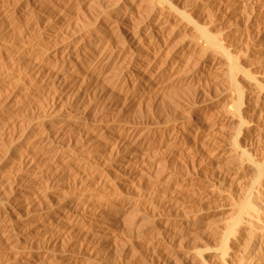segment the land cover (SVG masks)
<instances>
[{"label":"bare ground","instance_id":"6f19581e","mask_svg":"<svg viewBox=\"0 0 264 264\" xmlns=\"http://www.w3.org/2000/svg\"><path fill=\"white\" fill-rule=\"evenodd\" d=\"M31 1L33 3L32 6L37 7V9L45 6L48 7L47 5L52 3V0ZM179 1H116V3L122 2L126 6V9H120L122 10L123 17H129L135 9L139 10L141 7L145 10V15L142 14L143 16L141 15V17H143V28L145 29L143 40L147 39L148 45L143 55H140L137 48H135L139 44L141 37H143V33H141L142 36L139 38L138 33H136L138 31L132 33V31H135L134 27V30H130L131 32L127 31L129 35H125V43L121 44V50L117 53L118 48L115 47L114 37H117L116 34L119 37V30H115V27L113 28L110 22H106L107 24H103V28H105L103 31H105L106 35L101 36L99 42L96 41L95 43L93 40V42L89 41L85 45L78 43L74 48L66 47L67 49H64L63 54L58 59H56L57 57L53 59L50 57L51 55L44 60H39L29 55H24L20 58H23L30 66V69L33 71L32 75L35 76L37 81L41 79V82L47 80V84L50 82L54 87L63 86L72 76L75 78V69L73 70L72 68L80 67V63L82 64L83 61H86V69H82L84 70L83 78L86 82L88 81L92 88L96 89L102 81V76L110 73L107 71H110L109 66L111 65L113 80L111 96L115 100V105L121 104V106L130 102L138 94L140 95L152 86L156 84L161 86L164 81L163 78L189 75L193 77L203 76V79L207 80L209 79L208 77H213L215 81L217 79L216 97L219 98L222 94H226V96L230 95L229 97L232 98L231 101L227 96L230 104H227V107L224 106L226 108L223 107L224 111H222V115L224 117L221 120L217 118V113L213 111L216 106L212 107V111L198 106L192 110V113L189 114L190 116L188 115L189 118L181 127L180 132L182 138L186 139V142H189L186 151H190L191 154L195 153L194 155L200 152L199 150H201L203 145H206L205 140L210 134L218 133L227 139H225L226 143L230 144L228 153L226 154V151L219 153L220 155L218 154L219 156L214 161V167L220 170L223 169L220 163L223 160L225 170H218L217 182L210 186L212 188L218 187L219 192L224 189H221V187L227 189L228 187L226 188V186H229L228 190H223L228 194L226 196L233 200L234 195L237 194L239 197H242V200L240 202L235 200L237 203L231 200L234 203L231 202V211L229 212L232 213L229 219L225 220L222 225L212 224L216 218L213 221L210 218L209 220L203 219L206 214L203 213L202 206L197 204V202L193 201L192 203H196L197 205L192 207V210L189 209L187 211L184 204L174 200L173 196L178 191L175 187L170 188L171 193H168L170 192L168 190L167 192L165 191L171 194L170 196H167V194L158 197L159 194L156 196L153 190L154 195L149 193L152 191H147L149 194L143 192L141 197L136 200L129 201L122 199L116 203L110 199V194L115 187V184H113L115 182H112L111 180L113 179L111 178H114V176L119 178V171H124V174L125 172L134 174L136 163L145 158L153 149L159 150L164 145L170 148L178 136H180L175 128L176 126L149 127L144 138L137 140V137L136 140L131 141V137L137 132V125L133 126L132 124L121 123L120 121L113 122L111 119L117 114H114L117 112L114 111L115 108L107 113L105 112L106 114L102 117L90 118L89 106L87 107L81 102L73 103L69 109L57 112L51 106L48 109L47 116L45 114L41 118L37 117L38 119L34 122L37 126L32 132V137L38 146L33 149L29 148V151L25 152L24 157L20 159V162L18 161L20 172L21 169H23V172L19 173L16 177H7L3 182L0 181V249L15 238L16 235H20L19 239L23 244L22 248L24 251V253L15 256H13L15 252L12 255L0 254V264H43L46 255L39 254L38 252V248L42 247L40 246L41 244L48 246L49 249H54L58 248V246L62 247L63 243L71 241L73 238L74 242L79 246L89 244L97 256L110 244V241L113 239L112 235L117 229L121 228V221L123 219L127 224L125 225V228L127 227L125 229L127 234L138 236L141 234L140 221L143 217L150 218V216L153 219L154 217L159 219L163 224V229L172 235L177 225L189 228L193 223L204 221L206 229L210 230L213 240H216L218 245L213 247L214 250H211L212 252L208 250L209 248H197L194 250L193 247L194 251H191L193 253L188 252L184 254V259L189 260V262L186 261L190 264H264V46H259L257 49H253L252 46L255 38L263 30L264 0H259L258 2L252 1L250 2L251 4L248 2V5L243 10V14H241L245 18L242 25L244 26L246 42L251 45L246 46L245 51H241L242 49L237 50L236 45L232 44L228 33L229 28L226 30V23L225 26L221 27L219 22L214 21V14L224 13V10H226V13L227 11H232L235 8L234 3L236 0H209L208 2L205 0L208 3L207 6L202 3H193L195 5L190 8L187 7L188 9H185L186 6L184 7L183 5L184 8H180ZM246 2L245 4H247ZM4 3L9 5V1H4ZM142 3L144 6L141 5ZM61 12H58L59 14L55 13L60 15ZM5 14L2 11L0 12V21H2ZM170 18L171 20L172 18L180 19V22H178L180 29L178 28V30L180 36H182H179L181 39L179 43L177 41L178 44L176 43L175 45L172 42L174 44L172 48H168L167 41L164 39L166 32L168 33L167 30H169ZM31 20L27 21V23L20 21L13 24L11 29L9 28V33L11 34L12 32L14 34L12 36L13 45L11 42L10 46L13 47L16 43L25 39L26 33L30 31L28 29L33 27L34 22ZM142 20L138 24H141ZM35 24L37 25V21ZM172 24L171 26H173ZM135 28H138V26ZM245 37L240 38L244 39ZM233 41L237 43V41ZM99 44H104V48H101L102 50H100ZM261 45H264L263 42ZM10 46L9 48L11 49ZM113 58H116L114 62H112ZM185 86L188 87L187 85ZM219 89H222V91H219ZM166 92L169 93L168 91ZM212 93L214 94V91ZM204 95L203 93L202 96ZM197 97L199 99L200 96ZM163 99L162 101L164 102L165 98ZM202 99L204 98L202 97ZM177 101L179 100H176L175 103ZM195 101L197 102V100ZM175 105L178 106L177 104ZM4 116L6 117V115ZM7 117L9 116L7 115ZM8 120L9 118L0 119L1 130L6 131L8 128L10 129L11 123ZM218 120L222 122L219 126L216 123ZM27 123L25 124L26 126L30 125L32 127L34 125L31 121V124ZM221 141L224 142L223 139ZM90 144L93 148H88L90 150H87L88 152L85 153L83 146L88 147ZM170 152L172 153V150ZM109 159L116 160V164L113 163L112 165L115 164L117 169H103L104 167L100 169L99 166L103 163H108ZM192 161L194 162L195 159L193 158ZM41 164L42 167H40ZM112 165L111 167H113ZM44 170L47 172L46 174L41 173ZM226 170H241L249 173L251 176L250 185L245 186V189H242L238 185L240 188L236 187V185L234 187L233 182H228L229 172ZM196 173L198 172L196 171ZM172 174L174 175V173ZM126 183H129V181ZM129 184L131 185V183ZM186 187L192 191L195 190L196 185L195 183H190ZM3 191H8V194H4L8 195L4 199L2 198ZM165 192L163 191L161 194ZM121 216L122 219H120ZM195 244L193 245L195 246ZM7 246L8 244L5 247ZM42 257H45L44 260ZM103 260L102 262H104ZM66 261L65 263L51 264H77L75 258ZM105 262L108 264L107 261ZM105 262L101 263L100 261L96 264H105Z\"/></svg>","mask_w":264,"mask_h":264},{"label":"rangeland","instance_id":"374dc122","mask_svg":"<svg viewBox=\"0 0 264 264\" xmlns=\"http://www.w3.org/2000/svg\"><path fill=\"white\" fill-rule=\"evenodd\" d=\"M4 1H6V2L9 1V3H8L9 5H6L7 3H4ZM27 1H28V3H27ZM116 1L117 0H71V1L70 0H52V3L47 5L48 7L49 6H51V7L48 8L45 6V7L37 9V7L32 6L33 3L31 0H0V12L2 11V13H6L5 16L3 17L2 21H0V49H1V51H0V53H1V58H0V93H1L0 94V119L9 118L10 121L9 120L8 121L11 123L10 129L8 128L6 131L0 129V181L3 182L5 179H7V177H9V178L10 177L11 178L16 177L19 175V173L23 172V169H21V172L19 169L20 168L19 167L20 166L19 165L20 159L22 157H24V155L26 154L25 152L29 151V148L33 149L36 146H38V144L36 145L35 140L32 137L33 136L32 132L36 129V126H37V125H35L34 122L38 118L45 116V114L47 116L48 109H50L51 106H53L55 108V112H57V111H62L63 109H65V110L69 109L71 107V104H73V103H76V102L80 103L81 102L82 104L86 105L87 107L89 106L88 107L90 110L89 112L91 113V114L89 113L90 118H93V117L97 118V116L102 117L107 112H109L113 108H115V110L114 109L113 110L117 111V112H115L114 114H116V113L117 114L114 115L113 118L111 117L112 118L111 120H113V122H119L120 121L121 123H128L130 125L132 124L133 126L137 125V127H136V129L138 128L136 130L137 132H135L134 135L131 137V141H134V139L136 140L137 137H138L137 140H141L142 138H144V135L146 136V132H147V129L149 127L154 128V127H162L165 125L176 126L175 128L177 129V131L179 133L178 135H180V136H178V138L175 140V142L171 146L172 148L170 147L171 149L168 148V146L164 145V146L160 147L159 150L153 149L150 152L152 155L150 153L147 154V156H145V158L142 159L143 161L139 160L136 163V167H135L136 169H135L134 174L133 173L131 174L130 172H128V173L125 172V174H124V171L123 172L119 171L121 173V174L119 173V175H118L119 178L118 177L116 178L115 176H114V178H111V179H113L111 181L115 182V183H113V184H115L114 185L115 187L113 190H116V191L112 190L113 193L111 192V194H110V196L112 198L110 197V199L116 203H118L122 199L132 201V200H136L137 198H140L141 194H143V192L148 193L149 191H152L149 193L153 194V190H154V194H156V196H157V194H159L158 197L159 196L161 197L162 195H167L168 193H171L172 191L170 190V188L175 187V188H177L178 191L175 193L176 195L174 194L173 198L175 201L177 200L180 203L184 204L186 206L187 211L189 209L192 210L191 209L192 207H195L197 204H199L203 208V213L206 214V215H204L203 219L209 220V218H210V220L213 221L216 218L217 222L215 219L212 224L222 225L225 222V220L227 221V219H229L230 214L232 213V212H229V211H231L230 205L232 203H234L232 201L236 200L237 202H240V200H242V197H239L237 194L234 195L235 197L233 200L231 198L227 197L228 194L225 191H223L225 189V187H221V189L222 188H224V189H222V191L219 192L220 190L218 187L215 186V188L214 187L212 188L210 186L211 184H216L215 182H217V179H218V177H217L218 172L221 170L223 171V169L225 170V166L223 165V163H224L223 160H221V162H220L222 164L221 168H223V169H220V170H219V168L216 169L214 167V161L220 155L219 153H223V151L224 152L226 151V154L228 153V151H229L228 148H230V144L228 142L226 143L227 139L225 137H223L221 134H218V133L210 134V135H208V137L205 140L206 145H203L201 147V150H199L200 152H197L196 155H194L195 153L191 154L190 151L189 152L186 151L188 148L187 146L189 145L188 144L189 142H186V139L182 138L181 132H180L181 127L184 125L185 121L189 118L188 115L191 114L192 110L198 106L204 107L209 111H212L211 109L214 108L213 106H216L213 109V111H214V113H217L216 114V115H218L217 118H219L221 120L224 117L222 115L223 114L222 111H224V108L227 107V104H230L229 99H228V98H230L229 97L230 95H227L228 98H227L226 94H224V95L222 94L219 98L216 97V95H215L217 93L216 85L218 84L216 78H215L216 79V81H215V80H213V77H208L209 79L207 80V79H203V76L193 77V76H189V75L188 76L187 75H183V76L179 75L178 77H175V78L165 77L168 79L167 80V79L163 78V80L165 82L167 81L166 83L163 81L161 86L158 84H156L155 86H152L150 89L146 90L147 92L144 91L140 95L138 94L130 102H127L126 104H123V106H121V104L115 105V103H114L115 100H113L112 96H111V87L113 86V80H112V76H111L112 75L111 74V69H112L111 65L109 66L110 71H107L110 73L103 75L105 78L102 76V81L96 89L92 88L90 86V84L88 83V81L86 82L83 78L84 77V70L86 69V66H87L86 61L82 62L83 65L80 63L81 66L80 65H79L80 67L77 66L78 69L76 67L72 68L73 70L75 69L74 70L75 78H74V76H72L71 78L69 77L70 79H68L63 86L54 87L50 84V82H49V84H47L48 83L47 80H44L43 82H41L42 79L37 81L35 79V76L32 75L33 71H32V69H30V66L23 60V58H20L24 55H29V56H33L34 58H37L39 60H44L51 55L50 57H52L53 59H55V57H57L56 59H58L59 56L63 54L64 49L74 48V46L78 45V43L85 45V43L87 44L89 41L93 42V40L95 43H96V41L99 42L101 36L106 35L105 31H103L105 29L103 27H104L106 22L107 23L110 22V24L113 25V28L115 27V30H117V31L119 30V32H118V33H120L119 37H118V34H116L117 37H114L115 47L118 48L117 53L120 52L121 44L125 43L124 42L125 38H126V36L129 35L128 34L129 32H127V31H130L134 27L135 31H132V33L133 32L135 33L136 31H138L136 33H138L139 38L143 35V37H141V40L139 41V44L137 45V47H135V48H137L138 53L140 55H143L144 50H146V47L148 45L147 39L143 40V38L145 36L144 35L145 33H143V32H145V29L143 28V20H142L143 17H141V15L144 14L145 10H143L141 7V9H139V10L135 9L134 12L132 13V15H130L131 17L130 16L129 17H123L122 12H121L122 10H120V9L124 10V9H126V6H124V4H122V2L116 3ZM186 1L180 0L179 1V3H180L179 7L184 8L186 6L185 9H188L187 7L190 8L191 6H194L195 4H199V3H202L203 5L207 6L208 5L207 2L209 0H206L207 2H205V0H196V2H195V0H188L187 2ZM244 1L245 2L247 1L246 2L247 4H245ZM252 1L258 2L259 0H236V2L234 3V6H235V8H233L234 10L232 9V11L231 10L227 11V13H226V10H224L225 11L224 13L220 12V13L214 14V21L219 22L221 27L223 25L225 26V23H226V28H227L226 30H228V28L230 30V31L228 30L230 40L232 41V44L236 45L235 47L238 48L237 50L242 49L241 51H243V50L245 51V49L248 46H251L250 44H247L248 42H246L247 39L245 37L246 35L244 32V26L242 25V23L245 21L243 19H245V18L241 14H243V10L248 5V2H249V4H251L250 2H252ZM188 2L189 3L191 2V3L189 4ZM137 3H139V2H137ZM193 3H195V4H193ZM141 5H143V3ZM235 9H236V11H235ZM60 11H62V12L60 13V15H58L59 14L58 12H60ZM55 12L58 14H56ZM232 12H234V13H232ZM234 15L235 16L237 15L236 18ZM216 16H217V18H216ZM238 16H240V17H238ZM241 17H242V19H241ZM221 18H222V20H221ZM239 18L242 22L239 20ZM30 19H32L31 21H33L34 23H33V27H30L28 29L30 31L26 33V35L24 37L25 39L18 42L19 44L16 43L13 47L10 46L11 44L13 45L12 36L14 34L12 32H11V34L9 33V28L11 29V26L13 24L18 23L20 21H23V23H25V22L27 23V21H29ZM215 19H217V20H215ZM48 20H50V22H48ZM140 20H142V22H141V24H138V23H140ZM170 20H171V18H170ZM179 20H180L179 18L178 19L172 18V20L170 21V25L168 26V29H169V30H167L168 33L166 32V34L164 36L165 38L163 37L167 41L168 48H172L174 46V44H172V42H174L175 45H176L177 41L179 43L180 42L179 40L181 39L180 37H182V36H180L179 30H178V28L180 29V25H178V22H180ZM218 20H221V21H218ZM36 21H37V25L35 24ZM238 21H240V22H238ZM171 24L173 26H171ZM176 24H177V26H176ZM230 24H231V26H230ZM126 26H127V28H126ZM137 26H138V28H135ZM263 27H262L263 30L259 35L260 37L258 36L259 38L257 37V38H255V41H253L254 42L252 45L253 49H257V48H259V46L260 47L264 46V45H261L262 42L264 44V40H263L264 39V28ZM120 28H122V29H120ZM126 29H128V30H126ZM239 30H241V31H239ZM121 32H123V33H121ZM240 32H242V33H240ZM141 33H143V34L141 35ZM170 33H171V36H170ZM232 34H233V36H232ZM238 34L241 35L240 36L241 38H243V36L245 38L241 39ZM167 36H168V38H167ZM169 36H170V38H169ZM233 37H234V39H233ZM122 40H123V42H122ZM233 40L237 41V43L234 42ZM240 40H241V43H240ZM9 46L11 47V49L9 48ZM99 47H100V50H102L104 48V44H99ZM115 59L116 58H113L112 62H114ZM79 68H81V69H79ZM72 69H70V70H72ZM82 69H84V70H82ZM112 73H114V72H112ZM184 76H186V77H184ZM74 80H76V81H74ZM203 80L207 83H205ZM49 85H50V87H49ZM85 85H87V86H85ZM185 85H187L188 87H186ZM77 86H78V88H77ZM52 87H54V88H52ZM89 87H91V88H89ZM178 88H180L181 90ZM220 88H222V87H220ZM190 89H192V90H190ZM222 89H219V91H222ZM76 90H77V92L75 93ZM205 90H207V91H205ZM166 91H168V92L170 91V92L167 93ZM186 91H187V93H186ZM213 91H214V94L212 93ZM108 93H110V94H108ZM203 93L206 96L205 95L202 96ZM143 94H144V96H143ZM186 95H188V96L185 97ZM159 96L162 98H160ZM163 96H165V97H163ZM197 96H200L199 99H197L198 98ZM201 96L204 99H202ZM163 98H165L164 102L162 101V100H164ZM212 98H213V100H212ZM108 99H110V100H108ZM183 99H185V100H183ZM190 99L193 100L194 104H193V102H191L192 100H190ZM231 99L232 98H230V100ZM147 100H148V103H147ZM176 100H179V101H177L178 103L177 102L175 103ZM195 100H197V102ZM201 100H203V101H201ZM205 100H207V101L209 100V102H207ZM224 100H225V102H224ZM51 101H53V102H51ZM185 101H186V103H185ZM190 102L193 105L191 104V106H190ZM200 102H202V103H200ZM146 104H147V106H146ZM175 104H177L178 106H176ZM179 104H180V106H179ZM182 104H183V106H182ZM214 104H216V105H214ZM173 105H175L176 108L173 107ZM171 106L173 107V109ZM224 106H226V107H224ZM61 107H63V108L61 109ZM56 108H58V109H56ZM172 110H174V111H172ZM170 111H171V113H170ZM4 115H6V117ZM7 115L9 117H7ZM30 121H31V123H34V125H32V127L30 125L26 126L25 124L27 122L30 123ZM218 121L216 123H218L217 125L219 126V124H221L222 122L221 121L218 122ZM0 127L2 128V125H0ZM221 139H223L225 143L222 142ZM184 141H185V143H184ZM83 147H84L83 150L85 153L93 148V146H91V144L88 145V147L87 146H83ZM88 148H90V149H88ZM166 148H168V149H166ZM184 148H185V150H183ZM180 149H182V150H180ZM207 149H208V151H207ZM166 150H167V152H166ZM171 150H172V153L170 152ZM204 152H205V154H204ZM182 153L184 156L182 155ZM9 154H11V155H9ZM209 154H210L211 158H210ZM192 156H194L193 157L195 159L194 162L192 161V159H193ZM16 157H17V159H16ZM149 159H151V160H149ZM12 161H14V162H12ZM212 161H213V163H212ZM107 162L108 163L101 164L102 167L100 165L99 168L100 169H102L103 167H104L103 169L110 168V170H112V169L116 170L117 169L115 166V164H116L115 159H109ZM190 162L191 163L193 162L192 163L193 165ZM109 163H111V164H109ZM113 163H115V164L112 165ZM111 165L113 167L114 166L115 167L113 168V167H111ZM40 167H42V164ZM173 168H175V169H173ZM141 169H143V170H141ZM188 171H190V172H188ZM196 171L198 173H196ZM226 171L229 172L228 178L230 181L228 180V182L229 183L233 182L232 184L234 185V187L236 185V187L240 186L242 189H245L246 188L245 186L250 185L249 183L251 182V180H250L251 176L249 173H245L241 170H238V171L226 170ZM41 173L46 174L47 172H45V170H44ZM172 173H174V175ZM204 175H206V176H204ZM134 176H135V178H134ZM173 176H174V178H173ZM126 180L129 181V183H131V185L129 183H126L127 182ZM134 180H135V183H134ZM234 182H236V183L234 184ZM190 183H195L196 187L194 189L196 191L195 190L191 191L190 189H188V187H186V186H189ZM155 184H156V186H155ZM117 187H118V189H117ZM240 187H238V188H240ZM157 188H158V190H157ZM211 188H212V191H211ZM226 188L227 189H225V190H228L229 186H226ZM167 190L170 192L166 193ZM163 191L164 192L166 191L165 192L166 194L165 193L161 194ZM7 192L3 191V195H2L3 199L8 196V195H4V194H8ZM170 195L171 194H168L167 196H170ZM220 195H222V196H220ZM220 200H222V201H220ZM193 201L197 202V204L192 203ZM219 203H221L222 205ZM192 204H195V205L192 206ZM204 209H206V210L204 211ZM219 217H220V219H218ZM147 218L143 217L142 220L140 221V224H141V232L140 233L141 234L138 235L139 237L137 235L134 236V235H130V234L128 235L127 234V231L125 230V229H127V227L125 228V225H127V224L123 221L124 220L123 219L121 221V223H122L121 228L117 229L114 232V234L112 235L113 239L110 241V244L107 245L106 248L103 249L104 252L102 251L101 254H99L97 256L89 244L88 245L84 244L85 246L84 245L79 246L76 242H74V240H73L74 238L73 239L71 238L72 239L71 241H67L68 243L67 242L63 243L62 247L58 246V248H54V249L53 248L49 249L48 246L41 244L40 246H42L43 248L39 247L38 252H39V254H43V255L45 254L46 255L45 256L46 258L44 257L45 260L42 257L45 262L48 259L50 260V262H48L49 261L48 260L47 263L44 262L43 264L62 263V262L65 263L66 260L69 261V260H71V258H73V259L75 258L77 264H96V263H99L100 261H101V263H104L105 261H107L108 264L109 263H111V264H190V263H188L189 260L184 259L185 258L184 254H186L188 252L193 253L191 251H194L197 248H209L208 250L211 251V250H214L213 247H216L218 245L216 240H213L212 233L210 232V230L206 229L204 221H200L201 223L200 222L195 223V224L193 223V224H191L192 226H190L189 228L177 225L176 230H175L176 232L174 231V233L172 235L171 233L169 234V232H166L163 229V226H162L163 224L159 221V219H157L155 217L153 219L151 216H150V218H148V219ZM120 219H122V216L120 217ZM219 220H220V223H219ZM158 226H160V227H158ZM212 227H213V225H212ZM159 228H160V230H159ZM124 232H125V234H124ZM16 236L12 240H10V242L6 243V245L8 244L7 247H5L6 246L5 245L1 248L2 250L0 249V254L5 253V254L12 255L15 252L13 254V256H15L17 254L19 255V254L24 253L23 248H22L23 244L20 242V239H19L20 235H16ZM205 242H207V243H205ZM9 243H10V245H9ZM197 243H198V245H197ZM193 244H195V246ZM20 248H21V250H20ZM54 250H56L57 252ZM17 252H19V253H17ZM180 255H181V257H180ZM99 259H101V260L98 261ZM89 260H91V261H89ZM102 260L104 262H102ZM105 264H106V262H105Z\"/></svg>","mask_w":264,"mask_h":264}]
</instances>
